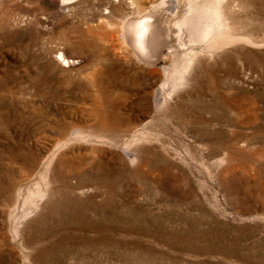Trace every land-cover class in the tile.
<instances>
[{
  "label": "rangeland",
  "instance_id": "1",
  "mask_svg": "<svg viewBox=\"0 0 264 264\" xmlns=\"http://www.w3.org/2000/svg\"><path fill=\"white\" fill-rule=\"evenodd\" d=\"M170 1L0 0V264H264V0L186 87Z\"/></svg>",
  "mask_w": 264,
  "mask_h": 264
},
{
  "label": "bare ground",
  "instance_id": "2",
  "mask_svg": "<svg viewBox=\"0 0 264 264\" xmlns=\"http://www.w3.org/2000/svg\"><path fill=\"white\" fill-rule=\"evenodd\" d=\"M67 1L69 0H60V5L64 6ZM174 1L175 0L170 1V6L174 7ZM255 4L256 3L253 1L252 6L255 7L253 12L254 15L258 14V7L255 6ZM250 5L251 3L249 0H216L213 5L212 14L209 18L206 15L208 9L205 3L200 5L191 3L187 7V14L183 20L172 22L173 25L177 26V31H179L181 37L179 39V44L183 47L188 45L193 46L188 50L187 55L189 59L187 58L186 65L181 71L178 84L185 85V87L187 84H192L194 86V82H197L196 78L200 74L204 73L205 75V73H212L225 63L227 56L219 49L223 47L224 44L228 43L233 36H237V32L235 33L234 29H236V26L240 25H237L238 20L236 17L238 18L239 15H242L240 14L241 10L244 12V16L246 15V11L250 12L249 9L246 10ZM136 11L139 13V8H136ZM161 24L157 15H151L150 13L139 14V16L129 22L127 25V35L136 57L143 59L150 55L155 57L160 55L159 50L160 47L163 46L162 31H164L162 30ZM164 42L166 43V41ZM195 43L201 45L196 51H194ZM166 45L169 48L172 47L168 44ZM169 57V55L162 56L164 59H169ZM55 58L59 64L65 67L74 62V59L67 56V54L61 50L56 52ZM131 61L133 64H136L137 62L134 61V59ZM174 84L173 88L177 85ZM150 96L153 101L159 104V106L165 105L166 98L160 93V91L153 92Z\"/></svg>",
  "mask_w": 264,
  "mask_h": 264
}]
</instances>
